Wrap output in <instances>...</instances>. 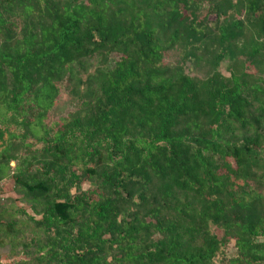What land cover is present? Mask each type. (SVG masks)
<instances>
[{"label":"trees","instance_id":"1","mask_svg":"<svg viewBox=\"0 0 264 264\" xmlns=\"http://www.w3.org/2000/svg\"><path fill=\"white\" fill-rule=\"evenodd\" d=\"M3 248L264 264V0H0Z\"/></svg>","mask_w":264,"mask_h":264},{"label":"rangeland","instance_id":"2","mask_svg":"<svg viewBox=\"0 0 264 264\" xmlns=\"http://www.w3.org/2000/svg\"><path fill=\"white\" fill-rule=\"evenodd\" d=\"M225 68H226V65L224 64L223 67H222V72L223 73H226ZM190 70H191L190 67H187V73H189L190 75H193ZM71 102H72V99L68 95H65L63 97L62 102L60 103V105L54 111V116L64 114L67 110H69ZM10 130L12 132L13 131L16 132V129L14 127H11ZM19 133H20V131H19ZM11 166L14 167L15 164L12 163ZM2 191H3V195H2L3 197L2 198H4V199L12 198V199L16 200L18 198L17 195L14 192V185H13L12 182H9V183L5 184L3 186V188H2ZM16 205L19 206L20 208L27 209V206L25 204L20 203V202H18ZM27 212L32 214V212L29 211V210ZM10 253L11 252H10L9 248L0 249V262H1V264H9L13 260L14 257L12 258Z\"/></svg>","mask_w":264,"mask_h":264}]
</instances>
